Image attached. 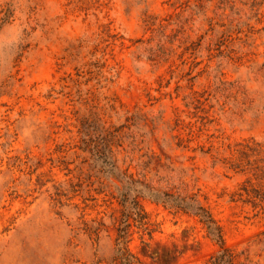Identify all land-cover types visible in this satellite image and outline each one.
<instances>
[{
	"label": "rangeland",
	"instance_id": "rangeland-1",
	"mask_svg": "<svg viewBox=\"0 0 264 264\" xmlns=\"http://www.w3.org/2000/svg\"><path fill=\"white\" fill-rule=\"evenodd\" d=\"M95 150L264 264V0H0V264H115ZM139 205L134 264L218 253L197 217Z\"/></svg>",
	"mask_w": 264,
	"mask_h": 264
},
{
	"label": "trees",
	"instance_id": "trees-1",
	"mask_svg": "<svg viewBox=\"0 0 264 264\" xmlns=\"http://www.w3.org/2000/svg\"><path fill=\"white\" fill-rule=\"evenodd\" d=\"M93 158L104 175L117 182V197L122 208L121 221L117 229L115 264H134L135 257L128 251L130 220L141 223L144 213L139 205L140 198H148L170 209H179L197 217L205 226L208 234L218 244V253L211 258L210 264H234L233 252L224 246V240L218 225L214 222L208 210L194 197L183 198L155 190L154 188L119 173L114 160L107 153L94 151Z\"/></svg>",
	"mask_w": 264,
	"mask_h": 264
}]
</instances>
